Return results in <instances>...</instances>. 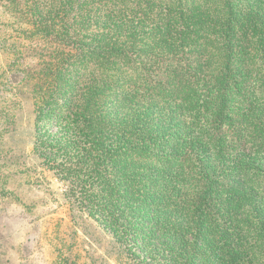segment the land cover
<instances>
[{"label":"trees","instance_id":"1","mask_svg":"<svg viewBox=\"0 0 264 264\" xmlns=\"http://www.w3.org/2000/svg\"><path fill=\"white\" fill-rule=\"evenodd\" d=\"M9 1L66 196L134 262L264 264V0Z\"/></svg>","mask_w":264,"mask_h":264},{"label":"rangeland","instance_id":"2","mask_svg":"<svg viewBox=\"0 0 264 264\" xmlns=\"http://www.w3.org/2000/svg\"><path fill=\"white\" fill-rule=\"evenodd\" d=\"M18 15L0 0V264H146L129 258L128 248L66 196L58 168L44 165L35 150L32 105H20L10 89L19 84L9 83L19 57L8 36L25 25ZM20 44L22 55L29 54L27 43ZM24 60L34 65L33 58Z\"/></svg>","mask_w":264,"mask_h":264}]
</instances>
